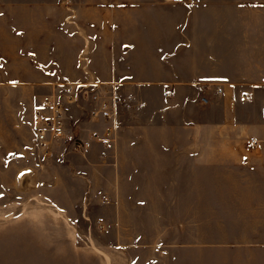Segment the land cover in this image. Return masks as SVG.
<instances>
[{"label": "rangeland", "instance_id": "374dc122", "mask_svg": "<svg viewBox=\"0 0 264 264\" xmlns=\"http://www.w3.org/2000/svg\"><path fill=\"white\" fill-rule=\"evenodd\" d=\"M214 1L220 0H0V264H100L102 247L125 263L113 249L116 241L165 232H118L116 225L174 226L195 218L190 201L173 199L168 208L169 201L148 198V183L119 185L115 165L102 167L105 125L87 118L90 105L68 107L65 119L76 134L65 140L47 135L48 155L39 148L37 130L53 117L46 99L68 83L90 79L118 83V131L138 126L149 117V106L139 109L143 98L161 102L171 89L131 81L154 60L163 70L165 59L164 51H126L134 47L132 35L144 36L147 45L148 28L164 21L165 6ZM231 1L264 6V0ZM101 47L109 51H93ZM105 75L112 78H100ZM153 114L164 118L163 111ZM122 138L134 143L138 137Z\"/></svg>", "mask_w": 264, "mask_h": 264}, {"label": "crops", "instance_id": "0c3cea01", "mask_svg": "<svg viewBox=\"0 0 264 264\" xmlns=\"http://www.w3.org/2000/svg\"><path fill=\"white\" fill-rule=\"evenodd\" d=\"M220 1L207 7L165 6L164 21L148 28L147 45L134 33V47L126 51H164L165 59L163 70L154 60L149 70L131 74V81L169 86L165 93L172 97L143 98L139 109L149 106V117L132 129L118 131L100 120L107 143L101 164L115 165L116 182L148 183V198L169 201L168 208L173 199L190 201L195 218L174 226L118 224V232L137 228L165 234L116 241L113 249L125 255V263L102 247L100 264H264V6ZM45 106L53 122L55 112ZM69 106L81 108L59 109L60 140L76 134L65 119ZM157 111H163V119L153 114ZM130 134L137 142L122 143ZM172 231L178 232L175 239Z\"/></svg>", "mask_w": 264, "mask_h": 264}, {"label": "built area", "instance_id": "2783aa9c", "mask_svg": "<svg viewBox=\"0 0 264 264\" xmlns=\"http://www.w3.org/2000/svg\"><path fill=\"white\" fill-rule=\"evenodd\" d=\"M116 87L117 84L115 82L88 81L68 84L64 87L63 93H57L56 96L53 94L50 101L46 100V105L53 108L55 116L53 122L49 119L41 121V118H39L42 125L37 130V142L43 154H49V146L53 136H56V138L61 137V133L58 131V119L60 117L59 109L63 105L79 106L81 103L88 104L91 108L87 112V116L115 125L118 107L122 104ZM216 92L220 93L221 91L216 89ZM171 97V92L164 94L165 99H170ZM200 102L204 105L208 103L205 97H201ZM106 133L110 135L112 129H108ZM47 135L52 138H48L49 136ZM254 143V140L250 141V145ZM73 147L75 150H81L82 144L74 142Z\"/></svg>", "mask_w": 264, "mask_h": 264}]
</instances>
